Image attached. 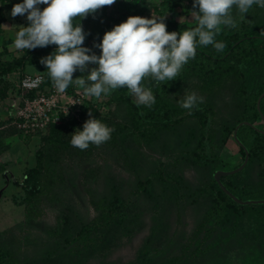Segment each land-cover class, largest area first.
Returning a JSON list of instances; mask_svg holds the SVG:
<instances>
[{
  "label": "trees",
  "instance_id": "obj_1",
  "mask_svg": "<svg viewBox=\"0 0 264 264\" xmlns=\"http://www.w3.org/2000/svg\"><path fill=\"white\" fill-rule=\"evenodd\" d=\"M158 1L159 5L147 11L142 7L147 0H116L81 23L109 19L97 33L100 40L106 28L129 16L164 17L169 32L197 26V20L188 25L165 17V12L180 9L184 3L192 8V0ZM5 4L6 0H0V104L15 93L7 77L24 73L27 67L44 76L42 88L53 86L40 59L56 47L25 50L22 56L10 58L11 42L2 39ZM236 13L233 9L234 19ZM248 14V22H242L240 29L221 26L215 39L225 44L222 52L212 45L198 46L196 57L173 81L156 82L145 77L142 85L156 98L151 107L139 105L126 87L113 90L107 99L109 116L88 107L92 117L113 129L107 142L86 150L73 147L71 135L77 125L68 118L50 125L39 136L35 166L25 170L20 185L24 218L0 232V264H105L115 248L141 231L142 207L148 213V232L134 258L124 264H231L228 256L236 252L243 253L238 264H264V206L248 210L237 205L215 180L218 171L239 166L230 168L220 158L229 140L236 144L233 133L237 126L248 123L258 128L260 115L264 117V97L260 111L256 108L264 93V8ZM92 37L87 35L84 46L92 47ZM192 85L207 91L208 97L189 114L177 97ZM215 97L226 101L215 105ZM222 111L226 116L221 117ZM251 126H240L236 135L248 153L246 166L255 161L264 163V135ZM108 148L115 165L122 162V167L132 172V185L116 174L102 176L101 167L96 173L86 167L93 155ZM239 153L242 161L243 148ZM66 162L82 164V178L77 175L78 181H73L66 172L61 173ZM184 169L196 174L194 185L185 178ZM4 172L5 167L0 165V175ZM239 173L220 178L235 197L232 190L240 187ZM257 186L264 188V180ZM85 199L95 213L89 220L77 208V202L81 205ZM47 210L56 212L52 226L43 223Z\"/></svg>",
  "mask_w": 264,
  "mask_h": 264
},
{
  "label": "clouds",
  "instance_id": "obj_2",
  "mask_svg": "<svg viewBox=\"0 0 264 264\" xmlns=\"http://www.w3.org/2000/svg\"><path fill=\"white\" fill-rule=\"evenodd\" d=\"M116 0H22L12 6L10 15L26 16L13 46L17 50H34L55 45L42 57L53 87L65 93L71 84L83 88L85 95L99 98L118 88H127L139 105L151 107L156 98L142 85L145 77L156 82L173 81L182 68L196 57L198 46L212 45L217 52L225 48L217 42L221 26L236 27L233 9L246 16L253 5L264 8V0H192L197 26L183 32L167 31L164 17L129 16L124 22L106 31L99 43V55L84 46L88 33L81 21ZM41 5L45 7L41 8ZM94 65V67H92ZM81 76L73 79V74ZM203 98L195 93L186 96L181 107L189 114ZM71 135V145L86 150L111 139L113 129L92 117Z\"/></svg>",
  "mask_w": 264,
  "mask_h": 264
},
{
  "label": "rangeland",
  "instance_id": "obj_3",
  "mask_svg": "<svg viewBox=\"0 0 264 264\" xmlns=\"http://www.w3.org/2000/svg\"><path fill=\"white\" fill-rule=\"evenodd\" d=\"M19 2H22V0H6L5 4L6 22L3 25L4 31L2 39L9 40L11 42V45L8 46L10 58L20 57L26 50H17L13 46L16 32L19 30V27L24 26L25 21H27L26 16L17 15L15 18H13L10 15L12 6ZM153 5H159V1L147 0L146 4H144L142 7L149 11ZM257 10L258 6L253 5V7L249 11L251 13H254ZM192 11L193 10L188 5V3H184L180 9H177L173 12H165V17L168 18L171 22H181L188 25H194L196 19L193 16ZM250 16L247 13L246 16L241 17L238 13H236V28L240 29L241 23L245 21L248 22L247 18H250ZM108 22L109 19H104L100 22L92 21L83 24V28L87 31V33L93 36L91 48L97 55H99L100 50L98 48H94L93 45L100 42V37L97 33L103 30ZM112 28L113 27L106 28L105 32L111 30ZM92 67H94V65ZM26 71L22 74L15 73L17 75L14 77V83L17 84L23 74L39 73L33 67H27ZM79 76H81V73L78 71L73 74L74 79ZM11 85H14L13 82L11 83ZM15 88L16 87H14V90ZM112 92L113 91H111L108 95L102 94L99 98L91 97L93 102L98 105L100 103L102 104V106L106 107L107 111H102L105 114L104 116L106 117L109 116V107L105 103L111 96ZM192 93H195L197 97H202L203 102L207 100V91H202L195 85L187 86L184 93L180 94L178 97L176 96L178 98L177 100H182L183 102L186 96ZM132 98L136 101V97L134 96V94H132ZM212 101L213 104L217 105L224 103L226 99H218L217 97H215V99H213ZM12 110L13 108L11 98L9 100H5L0 104V165H3L5 167V172L0 175V232L23 221L24 207L22 205V200L24 194L21 190L20 185L24 177L25 170L35 166V152L40 146L39 135H26L14 129V127L11 125L13 118ZM222 116H226L224 111L221 112V117ZM110 152H112V150L108 148L107 150H104L99 154L97 153L93 155V157L89 161H87L86 167L94 170V173H96V168L101 167L103 172L102 176L108 173L116 174L118 179H122L127 184L132 185L134 180L132 172L129 169L123 168L122 162H120L119 166L115 165V161L113 160V156ZM155 158H157V155L155 156ZM220 158L225 162V164L229 165L230 168L239 165L241 162V155L239 153L238 145L229 140L225 147L221 150ZM162 161L165 163L170 162L169 159H163ZM82 169V164H77L76 162H66L63 166V169L61 170V173L66 172V177H70L71 179L73 178V181H76V179L78 181L79 176H81L82 178V174L79 175L80 172H82ZM251 171V166H247L240 171L237 178L240 187L232 191L242 201L264 200V188H257L253 184L246 183L247 181L252 182L250 178ZM224 172L230 171L225 170ZM183 173L187 181L194 185L196 181V174L190 169H184ZM99 179L101 180V176ZM247 184H249L250 186H248ZM129 188H131V186H129ZM98 192H100V190ZM82 196L86 197L84 196V194H82ZM77 204V208H79L80 212L83 213L84 219L89 220L94 216V210L92 207H90V205L87 204L86 199L83 203H81V205L78 202ZM139 204H144L143 199L139 200ZM253 206L254 207L245 206V208H247L248 210H257L261 208L260 206H262L263 208L264 205ZM140 209V216L142 217V220L139 227H141V231L138 232L130 242L124 241V243L115 248L107 257L105 264H124L134 258L136 249L138 248L144 237L147 235L149 227L148 213L145 207H142ZM55 218L56 212L53 210H47L43 218V223L45 225L52 226L55 223ZM188 229L189 228L187 227V230ZM249 253L250 252H245L244 254L249 255ZM242 256L243 253H231L228 256V261L231 264H238ZM93 264H99V262H93Z\"/></svg>",
  "mask_w": 264,
  "mask_h": 264
},
{
  "label": "built area",
  "instance_id": "obj_4",
  "mask_svg": "<svg viewBox=\"0 0 264 264\" xmlns=\"http://www.w3.org/2000/svg\"><path fill=\"white\" fill-rule=\"evenodd\" d=\"M74 79V78H73ZM42 74H23L16 84L12 102L11 125L26 135H44L50 125L63 119H73L82 129L89 117L87 108L93 106L104 111L105 106L92 101L83 88L71 84L65 93H58L53 86L42 88ZM86 113V116H82Z\"/></svg>",
  "mask_w": 264,
  "mask_h": 264
},
{
  "label": "water",
  "instance_id": "obj_5",
  "mask_svg": "<svg viewBox=\"0 0 264 264\" xmlns=\"http://www.w3.org/2000/svg\"><path fill=\"white\" fill-rule=\"evenodd\" d=\"M264 97V93L258 98V101H257V109L259 110V106H260V101L261 99ZM263 118V117H262ZM242 125H248V126H251L249 125L248 123H242L240 124L239 126H237V128L235 129L234 133H233V139L234 141L236 142V144L243 148V150L245 151V158H244V161L243 163L238 167L236 168L235 170H232L230 172H223V171H218L215 175V180L216 182L218 183L219 187L221 188V190L234 202L236 203L237 205L239 206H253V205H264V200H252V201H242L240 200L239 198L235 197L233 194H231L221 183H220V178L222 177H228V176H231V175H235L237 173H239L244 167L245 165L247 164L248 162V153L246 151V149L243 147V145L239 142V140H237V131L239 129L240 126ZM252 128H254L253 126H251ZM256 131H258L256 128H254ZM259 133H261L262 135H264L263 132H260L258 131Z\"/></svg>",
  "mask_w": 264,
  "mask_h": 264
},
{
  "label": "flooded vegetation",
  "instance_id": "obj_6",
  "mask_svg": "<svg viewBox=\"0 0 264 264\" xmlns=\"http://www.w3.org/2000/svg\"><path fill=\"white\" fill-rule=\"evenodd\" d=\"M258 101V100H257ZM261 102V101H260ZM256 104H257V102H256ZM256 108H257V106H256ZM259 111H260V106H259ZM263 116L262 115H260V118H261V121L260 122H258L257 123V126H258V128H256L258 131H260V132H263L264 133V127L262 126V124H264V117L262 118ZM257 131V132H258ZM259 133V132H258ZM261 134V133H260ZM240 148V147H239ZM243 161H244V158H243V160L240 162V164H239V166L243 163ZM238 166V167H239ZM251 168H252V171H251V175H250V178H251V180H252V182L254 183V184H256V187L257 188H263V187H259V186H257V184L258 183H260V181L261 180H264V163H260V162H258V161H255L254 163H252L251 165ZM237 167V168H238ZM245 167H247L246 165H245ZM244 167V168H245ZM243 168V169H244Z\"/></svg>",
  "mask_w": 264,
  "mask_h": 264
},
{
  "label": "crops",
  "instance_id": "obj_7",
  "mask_svg": "<svg viewBox=\"0 0 264 264\" xmlns=\"http://www.w3.org/2000/svg\"><path fill=\"white\" fill-rule=\"evenodd\" d=\"M27 70V68L25 69V71ZM25 73V72H24ZM26 73H27V71H26ZM17 74H11V75H9L8 77H7V80H8V82H10V83H12L13 82V88L15 87V85H16V83H14L15 81H14V77L16 76Z\"/></svg>",
  "mask_w": 264,
  "mask_h": 264
}]
</instances>
